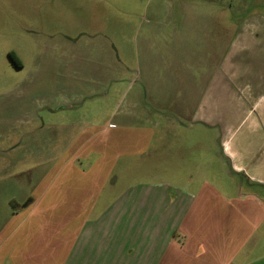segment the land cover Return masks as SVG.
Returning a JSON list of instances; mask_svg holds the SVG:
<instances>
[{
    "label": "crops",
    "instance_id": "obj_1",
    "mask_svg": "<svg viewBox=\"0 0 264 264\" xmlns=\"http://www.w3.org/2000/svg\"><path fill=\"white\" fill-rule=\"evenodd\" d=\"M125 1L131 6L154 2L150 17L137 29L144 105L155 110L121 115L113 110L106 119V126L115 130L112 141L97 144L110 157L121 136L130 150L135 148L122 154L149 155L165 165L156 181L133 184L122 193L127 204L134 202L128 220L134 221L143 204L144 209L158 206L159 220L172 223L156 264H264V11L247 12L235 22L223 6L216 12L192 7L191 0ZM72 2L76 0H33L32 34L49 31V23L54 27L57 19L67 24ZM183 3H189V11L179 10ZM21 24L25 31L28 27ZM62 35L64 42L79 39L66 30ZM15 54L20 62L15 65L24 67ZM134 117L143 122L133 123ZM6 121L5 110H0V186L14 183L21 188L25 180L28 190L24 198L20 193L8 196L0 209V264H93L85 262L90 255L87 242L100 238L102 220L113 212L119 194L103 205L102 180L108 176L97 170V162L87 165L79 151L69 157L76 165L62 172L61 182L52 173L24 174L17 144L2 148ZM97 135L85 143L96 141ZM213 147H219V173L212 171ZM190 149L193 154L187 153ZM198 151L202 163L187 170L191 159L184 153L194 158ZM233 176L249 187L239 186ZM140 248L130 257L149 264V252Z\"/></svg>",
    "mask_w": 264,
    "mask_h": 264
},
{
    "label": "rangeland",
    "instance_id": "obj_2",
    "mask_svg": "<svg viewBox=\"0 0 264 264\" xmlns=\"http://www.w3.org/2000/svg\"><path fill=\"white\" fill-rule=\"evenodd\" d=\"M191 1L192 7L198 6L200 10L204 6L217 12L223 6L225 12L237 18L235 22L247 12L264 11V0ZM196 1L203 2L198 5ZM32 3L33 0H0V110H5L8 123L2 148H14L16 143V155L21 157L24 174L37 172L41 177L44 173H52L57 182H61L62 172L73 171L76 164L70 162L69 157L76 152L79 151L78 156L86 159L87 165L97 162V170L108 176L102 180L106 187L103 205L114 193L112 199L118 194L119 197L114 201L118 203L114 205L113 212H108L102 220L100 238L88 240L87 254L90 255L85 262L140 264L130 256L133 249L137 255L140 247L144 246L145 254L149 252V264H156L169 239L172 223L159 220L158 206L144 209L143 204L138 206L134 221L130 222L128 217L134 214L128 212V208L131 209L134 202L127 204L122 193L133 184L141 187L156 181L163 175L165 165L155 157L149 158V155L129 158L128 154H122L135 148L130 150L119 135V140L115 141L118 147L110 157L104 153L105 147L97 144L99 140L112 141L115 130L111 124L106 126V119L110 118L113 110L120 115L127 110L140 113L142 110H155L150 104L144 105L140 72L143 60L141 29H137L142 20L146 22L145 18L150 17L149 8L154 2L131 6L125 0H76L69 6L73 12L66 20L67 24L57 19L54 27L49 23V31H41L36 36L31 31V18L36 17ZM181 5L179 10L189 11V3ZM233 22L231 19L232 27ZM21 23L28 27L25 31ZM65 30L79 37L76 43L63 41ZM78 31L84 33L78 35ZM32 37L37 41V47ZM10 51L22 57L24 67L15 65L8 55ZM149 106L152 109H148ZM115 114L113 121L117 122ZM131 120L133 123L143 122L135 117ZM18 121L22 123H16ZM89 126L93 128L89 129ZM96 133H99L96 141L85 143L87 139H94ZM218 148L213 147L215 161L211 167L216 173H219L221 165ZM191 150L187 153L193 154ZM187 153L184 154L192 160L185 164L188 165L187 170L193 169L197 162L202 163L199 151L194 158ZM100 160L102 162L98 163ZM233 179L239 182V186L249 187L239 177L233 176ZM27 190L25 180L21 188L14 183L1 185L0 209L8 196L20 193L24 198ZM54 193H60L59 197L62 194ZM153 212L155 216L151 217Z\"/></svg>",
    "mask_w": 264,
    "mask_h": 264
},
{
    "label": "trees",
    "instance_id": "obj_3",
    "mask_svg": "<svg viewBox=\"0 0 264 264\" xmlns=\"http://www.w3.org/2000/svg\"><path fill=\"white\" fill-rule=\"evenodd\" d=\"M9 56H10V58L14 61V63H16V64H18L19 65V60H18V58H17V56H16V54H15V52L14 51H10L9 52ZM29 203V202H28Z\"/></svg>",
    "mask_w": 264,
    "mask_h": 264
}]
</instances>
